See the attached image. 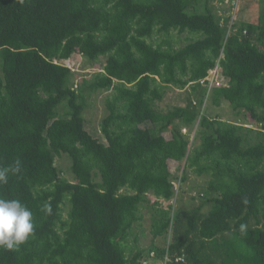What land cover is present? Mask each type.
<instances>
[{
    "label": "trees",
    "instance_id": "obj_1",
    "mask_svg": "<svg viewBox=\"0 0 264 264\" xmlns=\"http://www.w3.org/2000/svg\"><path fill=\"white\" fill-rule=\"evenodd\" d=\"M210 1L0 0V166L22 163L0 198L20 200L34 219L19 248L0 247V264H264V11L228 25L232 1L221 15ZM172 31L189 40L157 42ZM75 53L93 65L105 58L77 89L61 62ZM215 69L222 83L209 90ZM185 86V105H159L168 87ZM100 90H112L106 142L84 117ZM207 95L239 121L200 113ZM196 122L190 150L182 129ZM64 154L73 180L56 165ZM172 160L211 174L202 204L159 206L175 195ZM150 194L151 233L167 245L130 255Z\"/></svg>",
    "mask_w": 264,
    "mask_h": 264
},
{
    "label": "rangeland",
    "instance_id": "obj_2",
    "mask_svg": "<svg viewBox=\"0 0 264 264\" xmlns=\"http://www.w3.org/2000/svg\"><path fill=\"white\" fill-rule=\"evenodd\" d=\"M210 3L213 6L217 7V13L220 15L221 12H223L222 10L221 12L219 11L220 7L225 6L228 9L231 7V4H229V0H223L222 2L220 0H211ZM233 7V9L228 10V13L225 14V16L230 14L228 25L234 20L238 22H258L259 16L264 11V3L262 0H242ZM233 18L235 19L233 20ZM186 36H189V34L186 32L179 34L176 31H172L169 36H157V42H160L165 38H169L176 47H180L189 40L186 38ZM104 61L105 58L102 57L100 62L93 65L84 56L75 53L68 59L62 60L61 62L69 66L77 74L75 80L77 86L74 85V88L77 89V87L80 86L83 77L90 78L94 72L100 70V67L102 66V63H104ZM217 71V69L209 71L207 77V79L209 80V90L213 86L220 85L222 83V80H219L218 78ZM189 91V86H185L184 88L168 87L166 93L163 96V100L159 102V105L166 106L170 104L183 106L186 104V98ZM111 93L112 90H100L95 92L93 91L92 93H90L87 97V107L84 112V117L86 119V128L90 131L93 136L99 138L102 142H106V139L101 132L100 123L102 118L108 114L105 100ZM207 97L208 95L206 96L202 105L199 107L200 113L206 114L213 118H219L221 120L231 122L239 121L238 118L240 117V115L234 112L232 107L228 105V103L223 102L219 106H215L211 104L209 98L207 99ZM148 125L150 124H145V126ZM253 127H256V125L254 124ZM197 130V122L191 126H184L182 129V132L190 140V150L193 147L197 146L200 142L199 138L196 136ZM164 135L169 138L171 134L170 132H165ZM70 163V159L65 154L56 158V165L61 169L62 175L68 180H73V175L70 173L69 170ZM169 166L172 173L176 176L175 178H173L175 195L173 196L171 201L161 200L159 206L167 208L168 203H171L174 209H189L202 204V193L203 190L207 188L208 182L212 178L211 174L204 173L203 175H198L194 171V169H186V160L181 162L173 160L169 161ZM183 173L186 174L187 177L186 180L182 182L181 176L183 175ZM148 198L150 200L149 204H147L141 209L142 218L135 225V227L133 228V234L128 239V254L130 255L138 247L146 248L153 242L159 245H163L166 243L167 245V242H165L163 238H154L153 234L151 233L152 215L154 211L151 206L148 205H151L155 198L151 194L148 196ZM208 208L209 205L204 206V210ZM66 210L67 209L64 210V215H66ZM169 238L170 237L168 235V240ZM147 264H161V261L149 259L147 261Z\"/></svg>",
    "mask_w": 264,
    "mask_h": 264
},
{
    "label": "clouds",
    "instance_id": "obj_3",
    "mask_svg": "<svg viewBox=\"0 0 264 264\" xmlns=\"http://www.w3.org/2000/svg\"><path fill=\"white\" fill-rule=\"evenodd\" d=\"M21 169L19 159L8 166H0V185L7 184L10 176L18 175ZM44 210L50 212L51 208L45 205ZM33 230V212L26 204L18 199L0 198V247L19 248L33 234Z\"/></svg>",
    "mask_w": 264,
    "mask_h": 264
},
{
    "label": "built area",
    "instance_id": "obj_4",
    "mask_svg": "<svg viewBox=\"0 0 264 264\" xmlns=\"http://www.w3.org/2000/svg\"><path fill=\"white\" fill-rule=\"evenodd\" d=\"M232 1L233 6L237 5V3L240 2V0H229V2ZM234 8V7H233ZM152 254V253H151Z\"/></svg>",
    "mask_w": 264,
    "mask_h": 264
}]
</instances>
